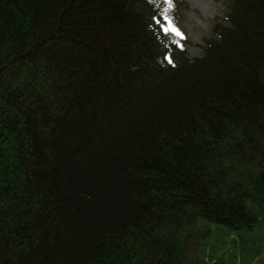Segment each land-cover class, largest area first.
Here are the masks:
<instances>
[{"label":"trees","instance_id":"trees-1","mask_svg":"<svg viewBox=\"0 0 264 264\" xmlns=\"http://www.w3.org/2000/svg\"><path fill=\"white\" fill-rule=\"evenodd\" d=\"M171 3L0 0V264H207L257 223L264 0L193 60Z\"/></svg>","mask_w":264,"mask_h":264},{"label":"rangeland","instance_id":"rangeland-1","mask_svg":"<svg viewBox=\"0 0 264 264\" xmlns=\"http://www.w3.org/2000/svg\"><path fill=\"white\" fill-rule=\"evenodd\" d=\"M188 7L180 29L185 33L189 59L200 58L205 41L217 24H224L229 0H183ZM257 223L252 229L233 231L226 228L210 233L203 247L207 264H264V206L253 210Z\"/></svg>","mask_w":264,"mask_h":264},{"label":"snow or ice","instance_id":"snow-or-ice-1","mask_svg":"<svg viewBox=\"0 0 264 264\" xmlns=\"http://www.w3.org/2000/svg\"><path fill=\"white\" fill-rule=\"evenodd\" d=\"M172 3L171 0H168V7L169 9L172 7ZM163 31L165 33H174L176 36H181V33L175 28L173 27L171 21H169L168 25L166 27L163 28ZM169 63H172V61L169 59L168 60Z\"/></svg>","mask_w":264,"mask_h":264}]
</instances>
